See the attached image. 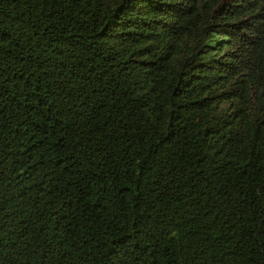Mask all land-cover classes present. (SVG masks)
Listing matches in <instances>:
<instances>
[{
    "label": "trees",
    "instance_id": "16d2710c",
    "mask_svg": "<svg viewBox=\"0 0 264 264\" xmlns=\"http://www.w3.org/2000/svg\"><path fill=\"white\" fill-rule=\"evenodd\" d=\"M0 264H264V0H0Z\"/></svg>",
    "mask_w": 264,
    "mask_h": 264
}]
</instances>
